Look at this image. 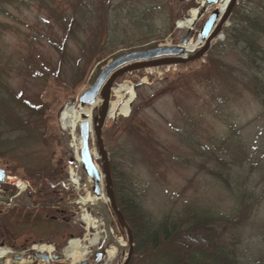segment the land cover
<instances>
[{
	"label": "rangeland",
	"instance_id": "obj_1",
	"mask_svg": "<svg viewBox=\"0 0 264 264\" xmlns=\"http://www.w3.org/2000/svg\"><path fill=\"white\" fill-rule=\"evenodd\" d=\"M248 1H238L201 60L120 77L115 86H131L137 100L130 117L106 122L102 138L114 186L130 188L154 220L180 222L203 213L238 264H264V108L257 97L264 54L252 67L234 32L246 17L264 21V0ZM204 2L0 0V134L10 143L0 152L7 176L0 188V248L11 252L0 264H45L30 251L42 243L56 249L51 264H71L63 256L69 241L91 238L77 203L90 195L107 199V191L105 179L98 184L100 195L89 183L79 160L81 125L75 132L63 127L62 112L68 104L78 106L117 58L178 46L188 32L197 43L217 8ZM193 9L204 10L193 31L177 28ZM257 47L264 50V35ZM20 123L30 131L22 141L13 132ZM90 135L88 148L104 176L93 122ZM98 203L88 211L109 222L115 237L92 249L86 261L95 264L96 253L115 247V260L101 264H124L128 235L110 202ZM229 221L237 225L227 226ZM132 249L133 256L135 244Z\"/></svg>",
	"mask_w": 264,
	"mask_h": 264
},
{
	"label": "trees",
	"instance_id": "obj_2",
	"mask_svg": "<svg viewBox=\"0 0 264 264\" xmlns=\"http://www.w3.org/2000/svg\"><path fill=\"white\" fill-rule=\"evenodd\" d=\"M261 17L257 19L246 17V25L234 28L236 39L245 46L247 55L250 56L248 62L252 67L259 66L255 63L257 57L264 54V50L257 47L259 39L264 35V21ZM253 72L255 80H260V73L257 76L255 69ZM260 90L262 92L258 91L257 97L264 108V85ZM13 132H20L19 137L22 141L26 133H30L29 126L20 123ZM3 138L5 134H0V152L1 148H6L10 144ZM113 176L115 180L116 173ZM127 188L115 184L118 206L134 237L135 251L130 264H140L143 261L144 264H238L233 251L221 245L222 234H218L219 230L209 216L192 212L185 221L164 219L158 222L132 198L130 188L128 190ZM233 224L237 225L234 221H229L227 226ZM224 231H227L225 227Z\"/></svg>",
	"mask_w": 264,
	"mask_h": 264
},
{
	"label": "water",
	"instance_id": "obj_3",
	"mask_svg": "<svg viewBox=\"0 0 264 264\" xmlns=\"http://www.w3.org/2000/svg\"><path fill=\"white\" fill-rule=\"evenodd\" d=\"M221 1L222 0H207L206 2L209 6L212 5L218 6ZM238 1L239 0L231 1L224 16H221L219 10H215L213 14L209 17L208 21L201 30V39L205 41L206 44L195 55L191 57H187L185 51V47L191 41L190 32H188L186 38L181 42L179 46L173 48L158 47L146 51H135L128 53L126 55L119 57L111 64H109L108 67L101 73L97 82L90 89H88L80 98L81 107H88V108H92L96 106L99 97L101 98L102 101L100 107L92 111L93 126L97 140V148L99 150V154L101 157L104 179L106 182L107 198L110 202L111 209L118 223L126 231L128 235V245L130 247V253L125 264L129 263L132 256V252H133L132 248L134 246L133 233L128 223L126 222L124 215L120 211L116 201L109 157L105 149L102 138L103 129L107 122L108 113L110 110L113 86L120 77L129 73H133L141 70H147V69H156L161 67L183 65L201 60L210 50L212 41L215 40L222 32V28L224 27L225 23L228 21ZM203 14H204V10L202 11L199 20L201 19ZM198 21L194 23V27L196 26ZM81 128H82V138L84 142V150L82 151V160L84 163L83 165L87 175L90 178H92L95 182V193L97 195H100L98 184L100 183L102 176L100 175L97 167L95 166L90 150L88 148V141L90 136L89 134L91 132V129L89 128L88 122H83ZM5 178L6 175L4 171L0 170V186L4 183ZM104 256H105L104 253L98 254L96 263L97 264L101 263ZM20 258L21 257H17V259ZM38 258L43 259L47 263L50 262V257L48 256L39 255ZM81 264H87V263L85 262Z\"/></svg>",
	"mask_w": 264,
	"mask_h": 264
},
{
	"label": "bare ground",
	"instance_id": "obj_4",
	"mask_svg": "<svg viewBox=\"0 0 264 264\" xmlns=\"http://www.w3.org/2000/svg\"><path fill=\"white\" fill-rule=\"evenodd\" d=\"M231 1L232 0H222L220 4L217 6V9L220 11L221 16L225 15ZM205 4L206 2L202 3V6L203 5L205 6ZM201 14H202V10L200 9L191 10L189 12V18L186 19L185 21L179 22L177 28L181 30H190V31L193 30L194 23L199 20ZM205 44L206 42L202 40H199L197 43L190 41V43L185 47L187 57H190L195 53L199 52V50L203 48ZM112 94L115 96L116 101L111 100L107 121L115 119L118 115L123 116L125 118L130 117L132 106L137 100V94L135 90L127 84L117 85L112 90ZM100 103L101 100L99 97L98 103L96 104V106L92 108L81 107L80 103L78 104V106H75L72 103L68 104L61 115L62 126L71 129L72 132H75L79 127V125H81L83 122H88L89 128L91 129L93 122L92 111L96 109V107L99 106ZM78 142H79V148L84 147L83 138L81 141ZM79 160H80V164L82 165L83 160L82 159ZM82 167L84 172H86L84 165H82ZM71 176L73 179H75L73 180V184H75V186L79 185L80 180L77 178V176L75 174H72ZM90 179L92 181L89 180V183L92 184L94 180L92 178ZM101 180L102 181L104 180V176L101 177ZM26 190H27L26 185H22L20 187V191L22 193L26 192ZM96 202H99L98 204L103 205L106 204L108 200L102 194L101 196H97V197L90 195L87 198L80 199V201L77 203L82 209L80 221L86 226V231L90 235V236L88 235V237L91 238L88 239L86 236V238L83 240L73 239L69 241L67 247L63 251V256L66 259L71 260V264H79L83 261H86V258L88 257V255H90V251L92 249H94L95 247H102L109 240H113L115 237V231L113 230V228L109 226V222L104 221L103 219L102 220L96 219L88 211V208H90L91 205L93 204H94L93 207L95 209L98 208L96 207ZM91 231H94L93 235ZM120 247L125 248L126 245L122 243ZM30 251L38 255H45V256L47 255L48 257L49 256L51 257L56 253V249L46 243L34 245L32 246ZM118 252L119 251L115 247L109 248V250L106 253L107 254L106 258L108 259L109 263L115 260V258L118 256ZM9 254H11L9 250L0 248V261L8 258ZM121 261H125V260L122 259ZM6 264H9V261H7ZM45 264L48 263L46 262Z\"/></svg>",
	"mask_w": 264,
	"mask_h": 264
},
{
	"label": "flooded vegetation",
	"instance_id": "obj_5",
	"mask_svg": "<svg viewBox=\"0 0 264 264\" xmlns=\"http://www.w3.org/2000/svg\"><path fill=\"white\" fill-rule=\"evenodd\" d=\"M57 220H59V221H60V220H62V218H57ZM96 257H97V255H96ZM96 257H95V258H96ZM95 258H94V260H95ZM94 260H93V261H94Z\"/></svg>",
	"mask_w": 264,
	"mask_h": 264
}]
</instances>
